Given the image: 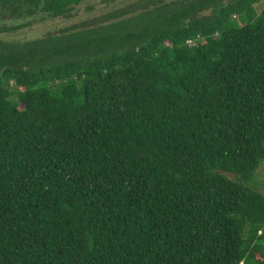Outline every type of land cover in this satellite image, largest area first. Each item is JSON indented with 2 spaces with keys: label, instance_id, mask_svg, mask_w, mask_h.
<instances>
[{
  "label": "trees",
  "instance_id": "obj_1",
  "mask_svg": "<svg viewBox=\"0 0 264 264\" xmlns=\"http://www.w3.org/2000/svg\"><path fill=\"white\" fill-rule=\"evenodd\" d=\"M104 1L0 39V264H264V0Z\"/></svg>",
  "mask_w": 264,
  "mask_h": 264
},
{
  "label": "rangeland",
  "instance_id": "obj_2",
  "mask_svg": "<svg viewBox=\"0 0 264 264\" xmlns=\"http://www.w3.org/2000/svg\"><path fill=\"white\" fill-rule=\"evenodd\" d=\"M123 5H125V3L120 4V6ZM256 8L257 11L260 12L264 8V1L258 4ZM109 10H111V7L104 0L87 1L75 9L74 18L72 20H65V18L41 20L38 16L36 17L34 24L31 25V27L17 31H8L10 33L5 34L0 33V39L5 38L9 40L23 41L36 40L38 38L45 37L48 34H56L63 28L73 26L74 24H80L84 20H92L97 16L107 13ZM18 24L19 22L12 21V19L10 18L0 17V28L4 26L11 28L13 26H17ZM228 176L233 178V175L228 174ZM255 182L258 183L260 186H264V162L256 171Z\"/></svg>",
  "mask_w": 264,
  "mask_h": 264
}]
</instances>
